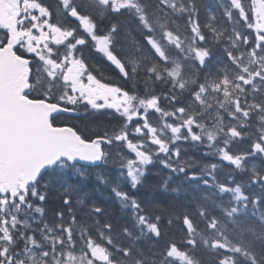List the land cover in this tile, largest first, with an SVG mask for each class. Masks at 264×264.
<instances>
[{
  "label": "snow or ice",
  "instance_id": "1",
  "mask_svg": "<svg viewBox=\"0 0 264 264\" xmlns=\"http://www.w3.org/2000/svg\"><path fill=\"white\" fill-rule=\"evenodd\" d=\"M0 264H264V0H0Z\"/></svg>",
  "mask_w": 264,
  "mask_h": 264
},
{
  "label": "trees",
  "instance_id": "2",
  "mask_svg": "<svg viewBox=\"0 0 264 264\" xmlns=\"http://www.w3.org/2000/svg\"><path fill=\"white\" fill-rule=\"evenodd\" d=\"M108 75L112 76V80H113L114 82H119V81H118V78H117V76H116V74H115V72H109ZM83 125H84V126L87 125V126H88L89 128H91L92 130H96V128H95V124H94L92 121L88 120V119H86V121L83 122ZM82 130H83V129H82ZM87 134L91 135V134H92V131H89ZM186 155L189 156V157H191V156L196 155V154L193 152V150L189 149V150L187 151ZM157 170L160 171V175H164V174H165V171L162 170V169H160V166H159V165H157L156 168L153 169V172L155 173Z\"/></svg>",
  "mask_w": 264,
  "mask_h": 264
},
{
  "label": "flooded vegetation",
  "instance_id": "3",
  "mask_svg": "<svg viewBox=\"0 0 264 264\" xmlns=\"http://www.w3.org/2000/svg\"><path fill=\"white\" fill-rule=\"evenodd\" d=\"M111 77H112V76H111ZM86 119H88V120L91 121L90 118H86V117H85V118H81V119H66V118H64V117H61V118H60L61 121H64V122L69 123V124H76V125H78L81 129H84V128H85V126L83 125V122H85Z\"/></svg>",
  "mask_w": 264,
  "mask_h": 264
}]
</instances>
